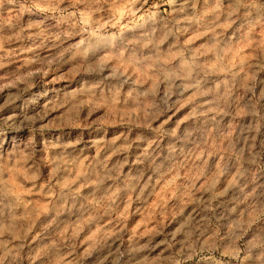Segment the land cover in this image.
I'll use <instances>...</instances> for the list:
<instances>
[{"label":"clouds","instance_id":"1","mask_svg":"<svg viewBox=\"0 0 264 264\" xmlns=\"http://www.w3.org/2000/svg\"><path fill=\"white\" fill-rule=\"evenodd\" d=\"M32 2L43 12L56 13L53 18L58 24L74 21L72 30L51 35V30L43 21L34 22L31 27L36 30L35 37L55 43L45 55H41L37 46L25 49L21 69L0 75V93L7 88H16L18 93H22L63 68L70 69L72 75L84 73L95 83L86 87L73 105L65 121L69 127H88L85 123L88 113L93 109H108L109 117L151 128L176 104L182 107L192 105L184 117L183 122L187 126L183 133L177 134V129L166 134L183 145H191L192 155L222 154L226 160L236 161L234 170H230L225 162L211 176L200 171L195 179L205 177L202 191H212L223 177L227 186L221 194L238 190L250 202L248 219L236 221L230 228L250 225L264 216V201L260 200L264 196V183L259 182L264 177V164L259 162L257 155L250 154L245 158V150L237 147L239 136L232 122L238 113L257 114L255 104L249 102L251 107H241L236 95L241 87L245 92H251L255 87V75L247 80L241 77V72H246L248 66L239 58L240 53H236L235 59L232 55L242 42L243 33L241 41L234 42L231 36L218 34L212 28L206 45L192 49L190 45L193 41H179L182 31L178 27L179 21L172 22L171 26L165 23L157 32L158 8L145 11L141 0H73L70 8H60L59 2L53 3L52 0ZM166 2L171 6L176 0ZM23 3H29V0H23ZM20 6L21 0H0V14ZM28 10L31 11V8ZM228 21L229 27L239 21L235 29L237 32L241 29L252 32L257 26L264 27V7L256 6L254 0L253 3L235 0V8ZM148 25L153 26L151 30H145ZM137 30L141 31V35L129 40L127 46L117 51V44L127 39L126 34ZM24 31L21 28L13 37L0 36V52L6 51L5 45L12 40L22 38ZM129 47L132 53L125 58L123 53ZM6 67L8 65L0 57V69ZM212 76L219 83L207 88ZM249 80L253 81L251 85ZM106 81L115 83L107 93L103 90L98 93L97 89ZM79 85L80 81H77L75 87ZM122 93L132 100L131 106L126 101L122 103ZM204 97L210 98L201 100ZM82 115L84 120H81ZM162 129L163 125L156 131L162 133ZM247 130L253 129L250 127ZM152 143L156 142L150 141L148 149L142 154L146 172L150 173L149 179L131 172L126 174L123 161L114 165L109 157L90 155L74 142L58 146L48 156L43 153L38 156L36 145L32 142L14 145L7 154L0 151V210L7 211V221L0 222V264L6 260L9 264H17L21 260L19 253L23 245L14 244V241L25 239L35 221L45 214L35 201L29 199L32 193L41 190V183H44L45 190L57 194L62 207L45 226V231L55 226L57 238L36 249L35 255L30 258L32 264L43 258L52 264H74L68 257L73 255L75 241L85 229L91 233L88 239L103 238L107 228L103 223L106 217L115 216L122 205H130L132 196L137 201L143 199L149 188L154 190L155 182L163 181L174 173L175 179L168 181L169 188L174 192L173 198L186 197L188 202L199 206L201 200L196 198L195 193L201 190L196 189L194 183L176 184V180L180 179L179 172L191 163L190 159H179L186 155L183 147L178 150L177 145L170 142L166 149L160 148L159 143L153 149ZM246 165H256L255 171ZM249 184L252 190L245 191ZM209 208L210 202L206 204V210ZM20 210L22 214H18ZM65 213L70 223L59 222L60 216ZM29 218L32 224L25 228L22 222ZM194 220L195 217L190 214L184 217L181 227L173 234L175 239L183 233V244L193 256L209 250L208 242L201 243L199 238L203 234L201 221L193 223ZM111 234L117 235L118 229L114 227ZM197 245L200 247L197 248ZM145 248L146 244L140 245L134 251ZM243 251L244 259L250 264H257V261L264 264V232L253 234ZM235 258H240L239 250L235 252ZM173 264H183V261L173 258Z\"/></svg>","mask_w":264,"mask_h":264},{"label":"rangeland","instance_id":"2","mask_svg":"<svg viewBox=\"0 0 264 264\" xmlns=\"http://www.w3.org/2000/svg\"><path fill=\"white\" fill-rule=\"evenodd\" d=\"M52 2H59L60 8H70L73 0ZM249 3H253V0H249ZM254 3L258 7H264V0H254ZM141 4L145 11L158 8L160 18L155 24L157 32L165 23L171 26L172 22L179 21L178 27L182 30L179 33V41H193L190 45L192 49L206 45L210 40L212 28L218 34L231 36L234 42L241 41L243 33L242 42L232 55L235 59L236 53H240L239 58L248 66L246 72H241V77L247 80L249 76L255 75V87L251 92H245L241 87L236 95L241 107H251L249 102L255 104L257 114L238 113L232 122L236 125L235 131L239 136L237 147L245 150V158L250 154L257 155L259 162L264 164V27L257 26L252 32L244 29L237 32L235 29L239 21L229 27L228 16L235 8V0H176L171 6L166 0H141ZM56 15L50 11H41L32 0L27 4L21 0L20 8L0 14V36L13 37L21 28L25 29L22 38L12 40L5 45L6 51L0 52V57H3L8 65L5 69H0V75L21 69V61L26 55L25 49L37 46L41 55H45L46 50L52 48L55 43L53 40L35 37L36 30L31 27L34 22L43 21L51 30V35L72 30L74 21L58 24L57 19L53 18ZM152 27L148 25L145 30H151ZM140 35V30L127 33V39L117 44V51L127 46L129 40L137 39ZM131 53L132 48L129 47L123 54L127 58ZM77 81H80L79 87H75ZM93 83L95 80L85 77L84 73L72 75L70 69L63 68L37 81L33 88L22 93H18L16 88L5 89L0 93V151L7 154L12 151L14 145L32 142L36 145L38 156L41 153L48 156L58 146L74 142L90 155L109 157L114 165L123 161L126 174L131 172L149 179L150 173L146 172L142 156L148 149L149 142H156L151 145L153 149L157 143L160 148L166 149L172 142L177 145L178 150L183 147L186 155L179 157L181 161L186 158L191 160V163L179 172L180 179L176 180V184L194 183L195 188L201 190L195 193L201 203L197 206L188 202L186 197L173 198L174 192L169 188L168 181L175 179L174 173L163 181L155 182L154 190L149 188L151 194L145 193L144 198L139 201L132 196L133 202L130 205H122L115 216L106 217L103 223L107 228L103 238L97 236L88 239L91 233L85 229L75 241V251L68 259L73 260L74 264H173V258L181 259L183 264H250L244 259L243 249L253 234L264 232V216L250 225L230 228L234 222L248 219L250 202L246 201L238 190H230L226 195L221 194L227 186V180L223 177L212 191L207 192L202 191L205 177L195 179L200 171L206 176H211L217 167L225 162L230 170H234L236 161L226 160L222 154L192 155L191 145H183L173 136L166 134L177 129V134L183 133L187 126V123L183 122L184 117L192 105L182 107L179 103L176 104L155 121L151 128L126 122L118 117H109L108 109H93L88 113L85 121L88 127L67 126L65 121L69 118L73 105L83 95V90ZM114 83L115 81H106L97 92L103 90L107 93ZM218 83L216 77L212 76L206 87L212 88ZM248 83L251 85L253 81L249 80ZM124 91H127V86ZM35 93L38 95H34ZM17 95L18 98H14ZM207 98L210 97L201 100ZM121 100L122 103L126 101L128 106L133 103L123 93ZM81 120H84L83 115ZM161 125L164 134L156 131ZM250 127L252 131L247 130ZM246 167H251L253 171L256 169V165ZM259 182L264 183V177H261ZM251 190L252 185L249 184L245 191ZM29 199L35 201L45 214L35 221L25 239L14 241V244L23 245L19 253L21 260L17 264H32L30 258L35 255L36 249L57 238L55 226L45 231V226L62 207V201L57 199V194L45 190L44 183H41V190L32 193ZM260 200L264 201V196H261ZM209 202L210 208L206 210V204ZM53 208L54 211H49ZM18 214H22V210ZM189 214L195 217L193 223L201 221L203 234L199 238L201 243L207 241L209 245V250L194 256L189 254L183 244V233L173 239V234L181 227L183 218ZM6 221L7 211L0 210V222ZM59 222L71 221L65 213L60 216ZM22 224L27 228L32 224L31 218ZM114 227L118 229L117 235L111 234ZM145 244L147 248L143 251H134ZM199 247L200 245H197V248ZM237 250L239 259L235 258ZM4 264H9V261L6 260ZM35 264L52 262L43 258L36 260Z\"/></svg>","mask_w":264,"mask_h":264}]
</instances>
